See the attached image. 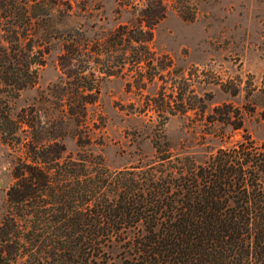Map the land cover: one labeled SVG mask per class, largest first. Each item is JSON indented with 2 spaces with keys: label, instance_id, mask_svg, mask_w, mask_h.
Here are the masks:
<instances>
[{
  "label": "trees",
  "instance_id": "1",
  "mask_svg": "<svg viewBox=\"0 0 264 264\" xmlns=\"http://www.w3.org/2000/svg\"><path fill=\"white\" fill-rule=\"evenodd\" d=\"M170 1L147 0L137 19L89 39L84 28L51 23L68 15L62 5L69 10L71 0H0V24L17 64L19 52L27 57L25 49L37 48L41 68L49 41L65 40L64 75L48 87L56 105L51 125L36 120L34 108L4 116L13 133L28 129L16 137L0 264H264V145L246 137L198 162L164 142L151 162L112 173L93 141L90 106L101 81L122 73L128 61L141 70L154 60L147 45ZM174 1L181 16L194 17L186 12L190 0ZM4 53L5 83L17 89L36 83L38 70L25 77L32 63L21 71ZM169 108L166 115L175 112ZM71 126L80 128L76 154L63 141Z\"/></svg>",
  "mask_w": 264,
  "mask_h": 264
},
{
  "label": "rangeland",
  "instance_id": "2",
  "mask_svg": "<svg viewBox=\"0 0 264 264\" xmlns=\"http://www.w3.org/2000/svg\"><path fill=\"white\" fill-rule=\"evenodd\" d=\"M190 2L186 12L192 18L181 16L178 3L169 2L166 16L155 26L147 45L154 60L143 62L141 70L128 61L122 73L100 83L97 103L90 106L89 127L112 173L151 162L158 144L164 147V142L175 154L190 155L198 162L246 137L264 145V0ZM146 3L71 0L69 10L62 5L68 15L51 23L64 30L84 28L92 39L137 19ZM27 41L20 46L27 48ZM64 43L62 36L49 41L41 68L34 63L39 59L37 48L25 49L27 57L19 52L17 64L0 24V59L7 52L10 65L21 71H27L26 62L32 63L25 77L32 78L37 70L39 74L35 84L17 89L5 83L0 72V223L9 209L8 189L15 182L16 141L28 129L25 125L13 133L15 126L4 116L15 119L22 110L34 108L36 120L51 125L49 116L55 114L56 105L48 87L64 75L59 60ZM169 107L175 112L166 115L163 110ZM78 133L80 128L71 126L63 140L74 154ZM112 256L120 262L119 252Z\"/></svg>",
  "mask_w": 264,
  "mask_h": 264
}]
</instances>
